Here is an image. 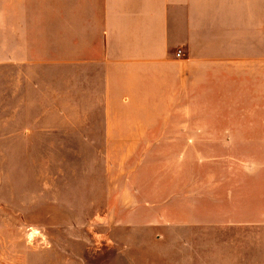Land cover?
<instances>
[{
  "label": "crops",
  "instance_id": "crops-1",
  "mask_svg": "<svg viewBox=\"0 0 264 264\" xmlns=\"http://www.w3.org/2000/svg\"><path fill=\"white\" fill-rule=\"evenodd\" d=\"M0 69L106 144L166 110L176 264H264V0H0Z\"/></svg>",
  "mask_w": 264,
  "mask_h": 264
},
{
  "label": "rangeland",
  "instance_id": "rangeland-1",
  "mask_svg": "<svg viewBox=\"0 0 264 264\" xmlns=\"http://www.w3.org/2000/svg\"><path fill=\"white\" fill-rule=\"evenodd\" d=\"M37 80L0 69V264H176L166 110L156 140L106 144Z\"/></svg>",
  "mask_w": 264,
  "mask_h": 264
},
{
  "label": "built area",
  "instance_id": "built-area-1",
  "mask_svg": "<svg viewBox=\"0 0 264 264\" xmlns=\"http://www.w3.org/2000/svg\"><path fill=\"white\" fill-rule=\"evenodd\" d=\"M183 54H184L183 49H179L178 52H177V55H178V56H181V55H183Z\"/></svg>",
  "mask_w": 264,
  "mask_h": 264
}]
</instances>
